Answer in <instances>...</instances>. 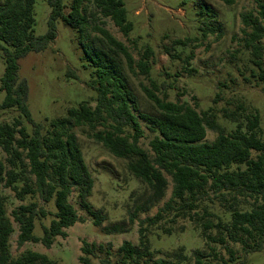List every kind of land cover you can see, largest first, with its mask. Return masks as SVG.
<instances>
[{
	"label": "trees",
	"instance_id": "obj_1",
	"mask_svg": "<svg viewBox=\"0 0 264 264\" xmlns=\"http://www.w3.org/2000/svg\"><path fill=\"white\" fill-rule=\"evenodd\" d=\"M225 1L233 4L235 0ZM36 2L0 0V51L5 64L0 79L5 98L0 112H18L12 123H0V150L5 155L0 161V264H56L48 255L32 250L14 256V224L18 227V247L41 243L50 249L56 237H66L65 230L80 220L70 202L73 192L80 207L94 217V225L101 226V211H93L87 201L94 178L78 145L76 129H83L88 138L126 160L127 170L150 191L131 215L132 223L139 212L149 211L164 199L169 187L166 175L173 183L164 206L153 217L139 221V245L124 241L114 252L111 243L82 240L79 264H189L192 260L193 264H234L238 259L232 245H240L245 255L264 250V141L259 114L243 117L245 112L241 113L240 107L224 110L223 117L235 124L226 132L213 109L199 112L196 102L170 101L167 85H158L149 77L156 63L154 51L147 47L136 62L127 46L98 23L99 14L129 35L133 26L123 0H47L51 14L48 31L42 36L34 33ZM90 3L96 12L88 13ZM58 20L84 39L83 47L93 67L88 86L95 91V98L44 126L31 118L29 86L19 76V61L30 52L44 51L55 41ZM242 23L241 42L250 51L256 69L253 75L264 82V0H257L254 10L242 14ZM90 29L98 34L92 42L95 49L88 42ZM175 45L184 42L177 40ZM165 50L171 54L170 48ZM137 68L150 79V86L140 83L153 106L150 114L138 112L137 98L124 79L126 70L138 76ZM141 121L154 135L150 150L140 144L145 135ZM208 129L218 133L212 142L206 141ZM1 188L9 189L21 202L10 214L8 196ZM215 204L224 209V216L213 210ZM180 219L192 221L201 229L205 249H195L188 256L181 247L155 259L148 234L158 230L161 223L172 225ZM104 229L109 233L123 231L119 225ZM162 233L171 236L173 227L163 228ZM218 246L226 250L228 261L219 259Z\"/></svg>",
	"mask_w": 264,
	"mask_h": 264
},
{
	"label": "rangeland",
	"instance_id": "obj_2",
	"mask_svg": "<svg viewBox=\"0 0 264 264\" xmlns=\"http://www.w3.org/2000/svg\"><path fill=\"white\" fill-rule=\"evenodd\" d=\"M128 20L133 29L125 35L109 18L98 16L117 40L124 43L133 58L138 62L147 47L154 51L156 63L153 65L150 78L158 85L165 83L170 101L198 104V111L213 109L218 123L230 132L235 124L223 117V111L238 110L244 116L259 114L261 138L264 141V82L253 75L256 71L251 63L250 51L242 45V14L256 8L257 0H235L228 4L225 0H123ZM96 12L93 3L88 4V13ZM51 8L47 0H37L34 9V33L45 35ZM203 27V28H202ZM57 37L42 52H30L19 61V76L29 86L28 108L34 123L48 126L55 119L64 118L70 108L81 102L95 98V91L88 83L91 80L93 67L83 47L78 31L66 25L62 20L56 21ZM98 34L89 32L88 42H94ZM180 40L184 45H175ZM93 44V43H92ZM171 49L167 54L165 48ZM93 48L94 44H93ZM172 55L174 57H172ZM190 57L186 62V59ZM152 60V58H151ZM5 64L0 51V79ZM138 76L125 71L128 89L136 96L139 111L153 113V106L147 100L140 83L150 86V79L136 69ZM70 73H73L71 75ZM171 86L172 89H169ZM162 91V90H161ZM161 95V93H159ZM5 93L1 91L0 103ZM93 106L95 103L92 104ZM18 116L16 109L0 112V123H12ZM145 135L140 140L143 148L150 150L149 142L154 135L141 121ZM78 145L84 160L94 178V188L88 202L93 211H101V226L94 225V217L84 211L77 200V193L70 197L80 220L67 228L66 237H56L50 249L41 243H25L18 247V227L11 237V252L14 256L25 250L46 254L56 264H79L82 240L106 245L111 243L116 252L124 241L139 245V221L153 217L170 199L172 179L163 200L149 211H141L132 223L130 217L135 208L149 196L148 188L137 180L128 170L127 161L119 159L106 150L101 144L88 138L83 129L75 130ZM218 133L208 129L207 142L216 139ZM5 155L0 150V161ZM2 193L8 196V214L21 204L14 194L5 188ZM213 210L224 216L220 205H212ZM248 208L246 207L245 210ZM47 224V222H44ZM119 225L120 233H109L104 228ZM173 227V234L166 236L162 229ZM37 234L41 235L40 225ZM213 234H216L213 231ZM150 246L155 259L165 258L169 253L183 247L188 256L195 249H205L201 229L192 221L180 219L175 224L161 223L155 232L148 234ZM236 252L237 263L264 264V250L245 255L240 245H232ZM219 259L228 261L225 249L217 247ZM194 260L189 264H193ZM216 262V261H215Z\"/></svg>",
	"mask_w": 264,
	"mask_h": 264
}]
</instances>
